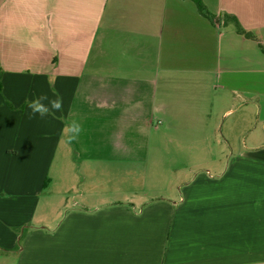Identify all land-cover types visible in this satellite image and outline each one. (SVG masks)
Masks as SVG:
<instances>
[{
    "label": "crops",
    "instance_id": "0c3cea01",
    "mask_svg": "<svg viewBox=\"0 0 264 264\" xmlns=\"http://www.w3.org/2000/svg\"><path fill=\"white\" fill-rule=\"evenodd\" d=\"M202 1L0 0V264H264V0Z\"/></svg>",
    "mask_w": 264,
    "mask_h": 264
},
{
    "label": "rangeland",
    "instance_id": "374dc122",
    "mask_svg": "<svg viewBox=\"0 0 264 264\" xmlns=\"http://www.w3.org/2000/svg\"><path fill=\"white\" fill-rule=\"evenodd\" d=\"M236 118V116H231V117H228V118H224L222 117L220 119L221 121V124L224 126L220 129V134H224V136H227V132H225V128H226V125L228 124L229 121H232ZM262 120V119H261ZM258 121H257V117H254V123H253V127H255L257 125ZM264 125V119L263 121H260L259 122V126L262 127ZM225 132V133H224ZM223 134H222V137H223ZM237 147H230L229 145L226 146L224 148L225 150V155H226V160H225V164L223 166H227L230 164V160L232 158V156L236 153ZM223 148L222 147H217L216 150L217 151H221ZM166 149L165 148H160L159 149V154L160 155H166ZM170 169L172 170H175V169H179V168H185L186 170L184 171L185 174H183V182H190L189 180H192L193 177L195 176V174L197 172H199L201 169H199V167H196L197 164L193 163L192 159L187 157V155H183L181 153V150L179 148H176V147H172L170 146ZM184 159V161H182ZM200 166H204V165H200ZM200 168H203L204 170H202L201 172H206V170L209 168L211 170V172L213 174H215V171L213 170L212 167H200ZM183 186V185H182ZM181 186V187H182ZM180 187V188H181ZM179 190V186H176V192L174 193H177Z\"/></svg>",
    "mask_w": 264,
    "mask_h": 264
},
{
    "label": "clouds",
    "instance_id": "9594fccd",
    "mask_svg": "<svg viewBox=\"0 0 264 264\" xmlns=\"http://www.w3.org/2000/svg\"><path fill=\"white\" fill-rule=\"evenodd\" d=\"M55 79L50 78L49 85L54 87ZM54 99H50L47 95H40L31 100H26V107L30 110V118L39 116L44 118L45 116L52 115L54 118L61 121L64 128L62 131L67 132L70 140L76 139L82 131L80 124L76 120H67L63 116H56L57 112H62L63 98L54 91ZM47 101V104L44 103Z\"/></svg>",
    "mask_w": 264,
    "mask_h": 264
},
{
    "label": "trees",
    "instance_id": "16d2710c",
    "mask_svg": "<svg viewBox=\"0 0 264 264\" xmlns=\"http://www.w3.org/2000/svg\"><path fill=\"white\" fill-rule=\"evenodd\" d=\"M195 5L197 6V9L198 11L200 12V14H202L203 16L209 18V19H212V16L210 15L206 5L203 3L202 0H192ZM226 20H231L233 21L235 27H236V30L237 32L240 34V35H243L245 36L246 38L248 39H253V40H256L259 42V46H260V49L261 51L264 53V46L262 45V43H260V41L258 40V38L251 32L249 31H246L245 29H243L240 25V23L238 22V20L236 19V17L232 16V15H224Z\"/></svg>",
    "mask_w": 264,
    "mask_h": 264
}]
</instances>
